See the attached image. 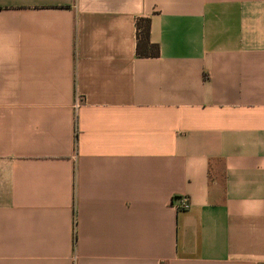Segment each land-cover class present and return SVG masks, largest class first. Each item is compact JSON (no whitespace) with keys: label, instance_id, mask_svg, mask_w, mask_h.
<instances>
[{"label":"crops","instance_id":"1","mask_svg":"<svg viewBox=\"0 0 264 264\" xmlns=\"http://www.w3.org/2000/svg\"><path fill=\"white\" fill-rule=\"evenodd\" d=\"M0 264H264V0H0Z\"/></svg>","mask_w":264,"mask_h":264},{"label":"trees","instance_id":"2","mask_svg":"<svg viewBox=\"0 0 264 264\" xmlns=\"http://www.w3.org/2000/svg\"><path fill=\"white\" fill-rule=\"evenodd\" d=\"M136 54L138 57H156L158 55L157 46L149 40V21L140 19L136 22Z\"/></svg>","mask_w":264,"mask_h":264},{"label":"built area","instance_id":"3","mask_svg":"<svg viewBox=\"0 0 264 264\" xmlns=\"http://www.w3.org/2000/svg\"><path fill=\"white\" fill-rule=\"evenodd\" d=\"M78 107V102H75L74 108L77 109ZM177 205H175V209L178 211H186L189 209V201L186 197H180L177 200Z\"/></svg>","mask_w":264,"mask_h":264}]
</instances>
